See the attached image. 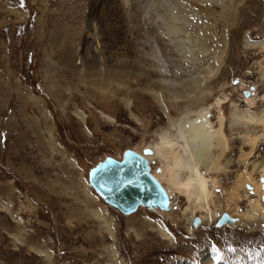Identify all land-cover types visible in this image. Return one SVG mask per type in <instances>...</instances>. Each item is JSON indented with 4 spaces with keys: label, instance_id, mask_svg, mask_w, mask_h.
I'll list each match as a JSON object with an SVG mask.
<instances>
[{
    "label": "rangeland",
    "instance_id": "374dc122",
    "mask_svg": "<svg viewBox=\"0 0 264 264\" xmlns=\"http://www.w3.org/2000/svg\"><path fill=\"white\" fill-rule=\"evenodd\" d=\"M224 1L227 14L216 1L205 4L207 17L184 11L210 48L195 44L191 55L149 0H0V264H109L113 244L124 264H203L206 256L264 264V139L250 142L264 126L233 128L235 114L264 118V0ZM180 120L202 123L214 139L221 130L227 142L208 176L215 220H188L185 198L171 189L169 211L155 210L162 215L122 216L90 186V169L152 149L151 171L167 182L181 149L162 136L180 145ZM84 189L112 219L115 239L84 217Z\"/></svg>",
    "mask_w": 264,
    "mask_h": 264
},
{
    "label": "bare ground",
    "instance_id": "6f19581e",
    "mask_svg": "<svg viewBox=\"0 0 264 264\" xmlns=\"http://www.w3.org/2000/svg\"><path fill=\"white\" fill-rule=\"evenodd\" d=\"M149 1H150L151 8L155 12V16H157L160 19V21L162 22V26L165 29V31L169 34V36L170 35H171V37L173 36V39L179 38V40L183 42L182 46H184L185 53L188 52L191 55H192L193 49L195 48V44H199L201 46V51L204 53L208 52L210 48L207 46V39L206 38L208 36H206L205 34L200 35L199 32H197L199 35L197 33L195 35L194 32H192L188 29V27L186 26L187 21H186V18L184 17V11H187L189 13V15L190 14L191 15L196 14L197 16H199V15L204 14V16L207 17L209 15H212V12H211L212 10L210 11L209 8H207V6H205V4L211 3L212 1L222 2V6L224 7V11L226 14H227V12H231V9H232V7L227 5V3H225L224 0H149ZM233 11H234V9H233ZM232 13H234V12H232ZM253 45L255 46L257 44H253ZM262 49H264V46H262ZM208 69H210V68L208 67ZM211 70L213 71V68H211ZM176 93H177L176 90H175V93H172V96H174V98H175V95H177ZM153 95H154V93H153ZM160 95H157L156 99H158V102L161 103L160 105L163 107V100L160 98ZM165 107H164V109H165ZM250 107L254 108V105L251 104L249 106V108ZM98 113L101 114V116L103 118L109 120L110 117L105 115L104 113H102V111H99ZM75 114H76V112H75ZM76 115H77L78 119H80V121L84 124V120H85L84 117L85 116L82 115L81 113L80 114L78 113ZM260 116H258V117H260ZM233 118H234L233 128L243 130V129H245L244 126H247V127L251 126V127H253V129L255 126L256 127H258V126L263 127L264 126V118H262V116L260 118H257L253 114V112L252 113L248 112V113H243V114L241 113L239 115L235 114ZM110 121H112V120H110ZM219 122H220V126H223L224 119L220 118ZM179 130L182 134V135L179 134V132L177 131L180 145L178 144L177 140L175 138H173L172 136H171L172 138L168 137L166 134L162 136L163 143H165L167 141V143H165L166 146H169L172 150L175 148L181 149V152H177L175 154L174 166L170 167V169H169V173L171 174L169 176L170 178L167 180V182L165 181V183H164L162 181L163 178L160 177L161 175L154 174L151 170H150V173L160 183V185L163 186V188L165 189V191L169 197V200H170L169 209L171 208V199L170 198H171L172 194L168 191V189L169 190L171 189L173 193H177V194L181 195L183 198H185V201L187 203L186 212H188L190 215V218L188 220H191L198 213H202V215H203L202 218L205 219V221L210 224L215 219H214V213H213L214 207L212 206L213 205L212 204V201H213L212 187L213 186L210 183L208 176L212 174V168L215 166L214 163L219 162L220 158H222L224 156V154L226 153V151L228 150V145L224 139V135L221 132V130L219 131V134H217L216 139H214V138H212L208 128L206 126H204L202 123H201V126L199 124H192V123L188 126H183L182 121L180 120ZM245 130H248V129H245ZM249 132H251V131H249ZM239 139L242 141V143L244 145V137L241 136V137H239ZM259 139H264V132L262 134L258 135L256 137V139H254L250 142L256 143V141H258ZM247 140H249V138ZM251 146L253 148V145H251ZM214 149H218L220 151V157L216 160H215V157L213 154ZM129 151H133V150H129ZM150 151L152 153V149H150ZM136 153H139V152H136ZM151 153L145 154V155H144V153L143 154L139 153L147 161L149 167H150V164H149L148 159H150V158L148 157V155H151ZM153 154H154V152H153ZM227 164H230V161H228ZM258 167H259V165H258ZM150 169H151V167H150ZM219 170L220 169H218V171ZM234 190L237 191V187H235ZM82 191L84 192L83 193L84 197H86V198H84V200H82L83 202H82V207H81L82 212L85 215L84 217H86L88 219L96 220V222L99 223V225L101 226V228L99 227L100 230L105 231L107 234H109V237H111L112 239H115V234H114V230H113V227H114L113 222H112V219L107 215L106 210L103 207H91L90 204L94 203V201H96V199H94L93 197L90 198L91 193L88 190L84 189ZM252 205L254 206V204H252ZM252 205H250V207ZM142 208H148L154 212H157L155 210L159 209V208L144 207L142 205H139L137 207L136 211H134L130 214H124L118 210L117 211L124 217H130L131 215L137 213ZM169 209L167 211H169ZM157 213L162 215V212L161 213L157 212ZM247 214H248V212H247ZM72 215H73V213H72ZM257 216H258V211L256 209L250 210L249 218L252 217L249 220L250 223L252 221V224H253V221L254 222L256 221L255 219ZM69 219L70 218H68V221H69ZM82 219H83V217H82ZM197 219L200 220V218H197ZM246 219H247V217H246ZM147 220H145L144 223L149 225L151 227V229L155 230V232H157L163 239L170 242V244L175 243L174 236L171 234V232L163 224H161L160 222L159 223L158 222L152 223L150 220H148V221ZM246 221H248V220H246ZM195 225H197V224H195ZM32 248L34 249V247H32ZM108 249L110 251V263L109 264H124L121 262V260H119L118 252H117L114 244L111 245L110 248L108 247ZM34 250L36 252H38L39 254L44 255L48 260L52 259V255L47 253L46 251H43L40 248H36ZM210 257L206 256V259L204 260L203 264H213L212 263V261H214L213 257H211V258Z\"/></svg>",
    "mask_w": 264,
    "mask_h": 264
},
{
    "label": "water",
    "instance_id": "95a60500",
    "mask_svg": "<svg viewBox=\"0 0 264 264\" xmlns=\"http://www.w3.org/2000/svg\"><path fill=\"white\" fill-rule=\"evenodd\" d=\"M144 155L151 151H143ZM121 161L106 158L90 169L88 182L110 206L124 214L136 211L139 205L169 209V197L151 175L147 161L135 151H125Z\"/></svg>",
    "mask_w": 264,
    "mask_h": 264
}]
</instances>
